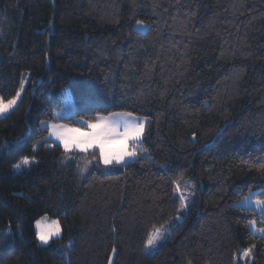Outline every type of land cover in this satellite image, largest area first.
I'll use <instances>...</instances> for the list:
<instances>
[{"label":"trees","instance_id":"16d2710c","mask_svg":"<svg viewBox=\"0 0 264 264\" xmlns=\"http://www.w3.org/2000/svg\"><path fill=\"white\" fill-rule=\"evenodd\" d=\"M25 76L0 117V264H264V214L239 206L264 200V0H0L5 102ZM127 112L147 121L129 163L48 140ZM44 216L63 233L48 246Z\"/></svg>","mask_w":264,"mask_h":264},{"label":"snow or ice","instance_id":"6c2138e0","mask_svg":"<svg viewBox=\"0 0 264 264\" xmlns=\"http://www.w3.org/2000/svg\"><path fill=\"white\" fill-rule=\"evenodd\" d=\"M138 26H144L142 21H137ZM24 90V82H21L20 90L11 99L5 100L0 97V115L7 113L17 100L21 97ZM79 127H70L66 124H50V136L55 137L63 146L64 152L67 154L71 151H80L87 153L89 150L98 151V159L105 165L113 163L121 164L126 158H133L138 155L136 148L137 142L141 140L145 130V119L135 117L133 113L127 112L123 114H112L109 116H98L95 120H84L78 122ZM69 159H72L69 157ZM32 161L25 157L20 163L14 165L19 170L22 167H30ZM264 170V165L261 166ZM87 171V169H84ZM179 191V185H177ZM181 204L187 207L185 196L179 197ZM250 197H245L241 203H251ZM255 205L264 210V200L257 199ZM179 218V217H178ZM254 226L255 222H251ZM36 236L38 240L47 245L53 237H59L62 228L59 220H51L47 216L36 221ZM264 232V228L258 229ZM163 238L159 229L153 235H150L145 247L147 249L154 248L158 240ZM113 253L116 249L113 248ZM251 249L245 251L247 256ZM111 264V260L109 261Z\"/></svg>","mask_w":264,"mask_h":264},{"label":"rangeland","instance_id":"374dc122","mask_svg":"<svg viewBox=\"0 0 264 264\" xmlns=\"http://www.w3.org/2000/svg\"><path fill=\"white\" fill-rule=\"evenodd\" d=\"M27 77L25 76L24 77V80L22 81V82H24V90H25V88H26V86H27ZM24 90H23V92L21 93V97L17 100V103H16V105H14L7 113H4L3 115H0V117L1 118H5V117H7L14 109H16V107L18 106V104H19V102L21 101V99H22V96H23V93H24ZM65 108H66V110H68L67 112H65L64 111V113H66V115L70 112V109H72V107H73V103H72V101H71V98H70V96L67 94V96H66V99H65ZM120 114H123V113H120ZM59 117V116H58ZM136 117V116H135ZM138 118H140V117H138ZM142 119H144V118H142ZM146 123H147V121H146V119H145V129H146ZM50 124H55V123H48V124H45V125H47L48 126V128H49V125ZM49 130H50V128H49ZM144 134H145V130H144ZM144 134H143V136L141 137V140L139 141V142H137V144H136V148L138 149V152H139V150H140V147H139V144L140 143H142V141H143V138H144ZM48 140L49 141H51V142H53V143H55V144H57V145H60L61 147H63L61 144H60V142L58 141V140H56L55 139V137H53V136H50V134H49V138H48ZM76 151H78V150H76ZM93 150H89L88 152H92ZM80 152V151H79ZM137 158V156L136 157H133V158H126V160L123 162V163H121V164H116V163H113V164H110V165H106V166H112V165H122V164H125V163H129V162H131V161H134L135 159ZM21 162V161H20ZM19 162V163H20ZM103 163V162H102ZM104 164V163H103ZM105 165V164H104ZM28 167H22L21 169H19V170H17V169H15L14 168V172L15 173H17V174H19V173H22L23 171H25V169H27ZM186 185H187V187H186V190L185 191H183V192H181L184 196H185V198H189V197H194V195H195V191H194V188H195V186L190 182V181H187L186 182ZM250 200L252 201L251 203H240V207H256V209H255V211L256 212H260V211H262V209H261V207H258V206H256L255 205V203H254V201L255 200H253V199H251L250 198ZM242 201H244V200H242ZM241 201V202H242ZM260 210V211H259ZM48 217V216H47ZM49 218V221H51V220H56V219H52V218H50V217H48ZM40 220V219H39ZM35 228H36V225H35ZM250 228H251V230L256 234V233H259L261 236H264V232H261V231H259L258 230V228L256 227V225L254 224V226H253V224H250ZM157 229H159L160 230V232L162 233V235H163V238L161 239V240H158L157 241V243H156V246L154 247V248H151V249H147L146 248V253L148 254V255H150V256H153V255H155L157 252H158V250H159V248L163 245V243L169 238V236L171 235V231L169 230V229H167L166 227H164V228H157ZM156 229V230H157ZM156 230L152 233V235L156 232ZM36 232H37V229H36ZM62 235H63V233H61V236H59V237H53L50 241H49V243L47 244V245H44V244H42L40 241H39V243H40V245H42V246H48V245H50L54 240H57V239H60L61 237H62ZM72 245H73V241L72 240H69V241H67L66 242V245H65V247H66V249H68V251L72 248ZM244 257V259L245 260H247V258L249 257L248 255L247 256H243Z\"/></svg>","mask_w":264,"mask_h":264},{"label":"crops","instance_id":"0c3cea01","mask_svg":"<svg viewBox=\"0 0 264 264\" xmlns=\"http://www.w3.org/2000/svg\"><path fill=\"white\" fill-rule=\"evenodd\" d=\"M244 208H246V209H256V207H244ZM254 209V210H255ZM260 211V210H259ZM258 213H260V214H264V210H262V211H260V212H258ZM253 232V231H252ZM254 233V232H253ZM255 234V233H254ZM256 235H259V236H261L259 233H256ZM261 237H264V236H261Z\"/></svg>","mask_w":264,"mask_h":264}]
</instances>
